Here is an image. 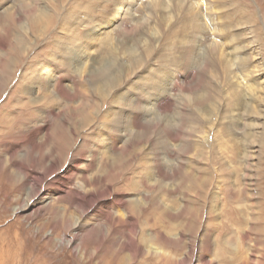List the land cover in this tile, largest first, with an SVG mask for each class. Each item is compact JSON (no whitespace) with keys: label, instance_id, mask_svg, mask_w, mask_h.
Instances as JSON below:
<instances>
[{"label":"rangeland","instance_id":"rangeland-1","mask_svg":"<svg viewBox=\"0 0 264 264\" xmlns=\"http://www.w3.org/2000/svg\"><path fill=\"white\" fill-rule=\"evenodd\" d=\"M21 7L29 12L22 19L28 48L14 52L8 77L0 80V118L7 115L0 121V264H201L202 252L212 264H264V0H0V12L9 8L12 15ZM102 68L112 72L110 82L85 76L92 91L102 86L105 93L102 100L91 98L99 108L90 125L78 130L81 122L75 121L68 129L75 131L76 145L86 137L99 159L122 158L110 193L81 217L68 202H74L78 180L54 193L57 181L49 184L55 178L49 175L39 193L43 200H30L24 209L30 177L44 170L49 145L46 130L34 140L20 125L27 117L50 123L48 99L57 100L56 113L80 106L79 96L63 94L66 86L81 71ZM4 73L0 68V77ZM206 91L213 98L201 111L193 100ZM31 97L38 103L25 104ZM154 116L162 121L147 127L151 138L143 139L140 151L129 144L135 127L118 132L119 139L107 128L125 129L118 125L127 123L125 117ZM185 120L204 149L203 157L188 159L192 166L180 160L190 172L202 168L209 182L205 198L178 213L194 199L188 181L174 194L166 189L173 178L152 193L144 183L156 181L155 161H179L176 148L186 132L177 130ZM168 129L177 134L173 140ZM39 148L44 151L37 156ZM147 195L157 207L151 198L142 200ZM130 204L139 219L136 247L127 244ZM199 205L201 213L194 209Z\"/></svg>","mask_w":264,"mask_h":264},{"label":"bare ground","instance_id":"bare-ground-1","mask_svg":"<svg viewBox=\"0 0 264 264\" xmlns=\"http://www.w3.org/2000/svg\"><path fill=\"white\" fill-rule=\"evenodd\" d=\"M28 6L31 9L33 7L32 4H29ZM28 14H29L28 10L24 7H21L18 13H14V14L12 13V15H11V10L9 8H5L4 12H0V24L2 25V31H0V50L2 51V54H3L2 56L5 58V59H2V58L0 59V68L1 69L5 68V73L3 74V76L0 77V80L7 79L9 75L7 73L10 71V61L11 59H15L14 52H16V54H21V50H25L28 48V46L26 45V40H27L29 29L26 23L22 21V19L28 16ZM33 17H36L37 19L42 18L41 15H36ZM16 25L22 28V32H20L17 29ZM42 31H45V29H42ZM88 74H90V78L93 81L110 82L112 72L108 68H102L99 71H96V70H92L88 72L81 71L80 79H78V81L72 87H69L67 85L66 90L63 92V94H65V96L68 98H75L76 96H79L80 102L78 103H80V106L73 107V105H65L62 110H59L60 113L59 112L56 113L53 110L54 108L53 106H54V103H57V100L48 99L50 106L47 110L50 114H52L50 118L53 119L50 123L47 122L43 125H39L40 123H37V120L39 119L32 118L30 121L29 118L27 117L25 118V121L22 122V124L20 125L23 131L30 132L29 136L34 140H37V137L42 133V131L46 130L45 132L47 135L46 142L49 145V149H47L46 151L39 148V151L36 153V155L38 156L42 151H44V153L42 154V160L44 161V167H43L44 170L38 173L35 172L33 176L30 177L31 187H30V190L27 192L28 200H27V203L24 209H26V207L29 206L30 202H32L34 199H35L34 202L38 199H40V201L43 200V198L39 196L41 185L43 184L42 182L45 179H47L49 175H55L54 180L49 182V184H54V182L57 181V186L54 188V193L55 192L57 193L58 191L56 189L61 188L62 185L70 184L72 181H74L75 183V181L78 180L74 184L76 188L78 189L74 193L75 195L74 202L71 200L68 202L69 204H73L75 206V210H77L79 215L82 217L83 215H86L88 212H90L94 207H96L97 204L101 203V198L103 197L104 192L110 193L109 190L114 181V178H116L117 169L121 173L120 168L123 163L121 157L113 158L111 156H108V157H102L99 159L97 155L94 153L93 149H88L89 140L86 137H83L82 142L79 145H76V140H78L77 135L76 136L74 135L75 131L72 128L68 129L70 122L75 123L76 121L78 123L81 122L78 128L76 129L85 130L84 128L89 126L92 121L91 114H93L95 109L99 108V104L97 103V101H94L91 98L96 95L99 98V100H102V95L105 94L104 92H101V89L104 90L102 86L97 87L99 88V90L92 91L90 89L92 85L84 84V82L87 80L85 76ZM4 85H5V82L2 86H0V91L4 90L3 88ZM60 87L63 88V85H60ZM67 88L73 89V92H70V89L68 90ZM25 92L26 90L24 88V93ZM78 94H81L82 96ZM211 94L212 93H210L209 91H206L204 95L198 96V98H195L193 100V104L195 103L197 107H200L201 111L205 110L207 106L209 105L208 103L213 98ZM30 100H31L30 102L25 103V104L38 103L37 101L38 97H31ZM191 102L192 101L189 100V103ZM246 102L249 103L248 101ZM246 102L244 100V103L246 104V107H247ZM114 104L118 105L119 103H114ZM69 110L72 111L71 114H69L70 113ZM6 118H7V115H3L0 118V121L4 122ZM155 118L156 117L154 116L153 118L149 120H146V119H140V120L132 119L131 120L130 118L125 117V119L127 120L126 124L118 123V125H124L125 129H121L120 127H117L115 124H112V126H107V128L110 130H114L115 139H119L118 134H117L118 132L126 131V128L129 129L130 127L131 128L135 127L131 129L130 133L132 134V136L129 139V144H131L132 146H136L138 148L137 150L140 151L141 150L140 145L142 144L143 139H147V137L149 136L147 133V127H156V125L154 124H159L162 121L160 118H156V119ZM151 121H152L151 124H147V123H150ZM189 123H190L189 120H185V123H183L184 129L180 128L179 130H177L178 134H180V131L186 132V135L183 134L184 136H186L182 140L183 145L180 146L179 148H176L178 150L179 161L177 163L167 162V164L165 165L163 164L164 161H155L154 165H156L158 177L156 181H153V182L149 181L148 183L146 182L144 183L145 187L149 190L150 193H152L153 191L154 192L156 191L157 185H158V188L164 187V185H161V183H164V180L166 179L173 178L174 186H169V188H166L169 191V193H173L174 191L177 192L180 189V184L183 181L185 180L188 181L189 184H191L188 186L192 189V195L194 196V199L189 198V200L187 199V202L181 204L180 208L182 210L178 211V213H182L184 209L186 208L190 210L189 209L190 207L187 205V203L189 204V202H191L190 204L192 203L198 204V200L200 198H205L206 196V194H204L205 188H206V184H208L209 182V178L202 168H199L198 171L194 173V172H190L188 168L183 165V162H184L185 165L188 164L189 166H192L191 165L192 162L188 161V159H190L191 156L194 158H199L201 156L203 157V155L199 156V154H201L199 151H202L204 149L203 145L199 144V140L195 139L196 132L192 131L188 127ZM185 126L188 128H185ZM55 133L57 135L55 137L52 136ZM166 134H167L166 136L169 137L170 140H173L175 137H177V134L171 129H168ZM149 138L151 137L149 136ZM122 141L123 140H120L119 143H121ZM148 141L149 139H147L145 142L147 143ZM35 145H38V144L36 143ZM128 150L129 149L123 148V151L121 153L126 160H131L130 158L132 157L128 154ZM121 153L117 152L116 154L117 156H121ZM90 159H92L93 162L92 161L88 162ZM180 159H186V160L182 162ZM185 161H188L189 163ZM100 163H102V165H99ZM108 164H110V167H111L110 170L107 169L109 166ZM90 169L95 170V171H94V174H92V176L88 177L86 172ZM20 170L22 171L24 176L29 175V169L20 168ZM180 178H182L183 180L179 181ZM20 181H21V177H20ZM185 191H188V190L185 189ZM151 196L152 195L144 196L142 200L145 201V200H148V198H151L152 203L155 204L157 200H154ZM172 200L176 201L175 199H172ZM139 202L141 201H136L137 204H139ZM172 205L178 206L174 202H172ZM68 208H69L68 205L67 207L65 206L64 211H67ZM128 209L133 212L127 213V217H130L128 221L131 223V229L129 230V233L127 236L128 238L127 244L131 245L132 247H136V245H138L136 234H137V227H138L139 219L135 215H138V213L134 212L135 207L132 204H130V207H128ZM194 209L199 210L200 213L203 212V207L201 205H199L198 208H194ZM143 210L144 209H142L140 213L144 214L145 211ZM167 213L171 214V211H168ZM148 214L149 213H147L146 215ZM119 220L122 221L121 218H119ZM63 222L64 224L72 223L67 220H64ZM161 235L163 236V234ZM165 240H168V239L165 238ZM223 249H225V247H223ZM223 249H219V250H221V252L223 253ZM206 251L208 250L206 249ZM192 254H195V250L192 252ZM207 260L208 259H207L206 253L202 252L200 255L199 261L202 262L201 264H212L211 262H208Z\"/></svg>","mask_w":264,"mask_h":264}]
</instances>
